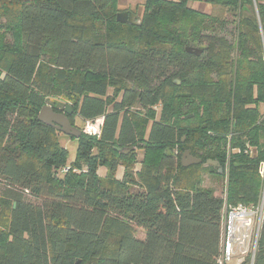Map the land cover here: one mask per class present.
I'll list each match as a JSON object with an SVG mask.
<instances>
[{
  "label": "trees",
  "instance_id": "1",
  "mask_svg": "<svg viewBox=\"0 0 264 264\" xmlns=\"http://www.w3.org/2000/svg\"><path fill=\"white\" fill-rule=\"evenodd\" d=\"M188 1L144 0L134 25L117 0H0V264H217L224 202L264 191V0ZM50 95L81 125L69 163L36 118Z\"/></svg>",
  "mask_w": 264,
  "mask_h": 264
},
{
  "label": "built area",
  "instance_id": "2",
  "mask_svg": "<svg viewBox=\"0 0 264 264\" xmlns=\"http://www.w3.org/2000/svg\"><path fill=\"white\" fill-rule=\"evenodd\" d=\"M101 124L102 119L95 134L99 132ZM258 169L264 183V162L260 163ZM263 206L264 191L259 201L253 205L228 206L224 202L217 264H228L232 260H237L236 264H239L245 257H249L252 264L263 219Z\"/></svg>",
  "mask_w": 264,
  "mask_h": 264
},
{
  "label": "rangeland",
  "instance_id": "3",
  "mask_svg": "<svg viewBox=\"0 0 264 264\" xmlns=\"http://www.w3.org/2000/svg\"><path fill=\"white\" fill-rule=\"evenodd\" d=\"M143 3H144V0H117V6L116 7H117L118 11H124V10L132 11L134 14H136L140 18L143 15ZM188 6L193 8V9H196L198 11L205 12V13H211L213 11L212 8L210 7V5H208L206 2H204V0H189ZM224 17L226 19V25H225V31L222 33V35L227 37L229 40H232L236 35L235 22L233 21L234 18L227 11L224 12ZM192 45L197 46V47H202L203 49L206 46L205 44H201V45L192 44ZM45 104L52 107L54 111L62 112L64 110V108L68 109L70 111L69 108L71 107L72 101L68 100L64 96H52V95H50V96L46 97ZM156 109L158 110L157 107H156ZM101 119L102 118H97L94 121L85 122V124L82 126L83 131L84 132L86 131V126H87L88 128H90L91 131L85 132V133L94 135L97 131V125ZM73 125L77 128H79V126H81L80 122L78 120H76L75 124H73ZM99 129H100V127H99ZM58 137H59L61 144L63 146H65V148L68 149L67 161L69 163L75 157L77 142H76V140L71 139L69 136H67L61 132H58ZM136 153H137L138 157L140 158L141 157L140 150H137ZM136 164H138V163H136ZM98 173L100 175H102L104 173V168L100 167ZM203 185L207 186V187H209V186L213 187L215 189V195L220 196L222 194V184L219 181H217L215 179V177L212 176L211 174L207 173L204 175ZM37 201L38 200H34V202H37ZM144 235H145V233L142 231V229H136V237L143 239ZM236 263H237V260H232L228 264H236Z\"/></svg>",
  "mask_w": 264,
  "mask_h": 264
},
{
  "label": "water",
  "instance_id": "4",
  "mask_svg": "<svg viewBox=\"0 0 264 264\" xmlns=\"http://www.w3.org/2000/svg\"><path fill=\"white\" fill-rule=\"evenodd\" d=\"M116 21L120 23H125V24L138 25L140 23V18L139 16L134 14L132 11L124 10V11H118L116 13ZM185 51L188 53H192L196 56L202 53L201 48L194 47V46H186ZM175 82L178 83V80H175ZM69 113L70 111L68 109H65L64 112L54 111L52 107L45 104L38 111L36 118L39 122H42L45 125L54 127L57 131L69 137L78 139L82 134V130L75 127L74 125L70 123L67 117V114ZM200 162H201V159L192 156L188 150H185L181 156V164L184 167L194 165ZM208 163H211L217 166L219 165L216 161H212V160H208ZM221 171L222 169L219 167V172Z\"/></svg>",
  "mask_w": 264,
  "mask_h": 264
},
{
  "label": "crops",
  "instance_id": "5",
  "mask_svg": "<svg viewBox=\"0 0 264 264\" xmlns=\"http://www.w3.org/2000/svg\"><path fill=\"white\" fill-rule=\"evenodd\" d=\"M105 173V172H104ZM117 175H122V171L121 170H119L118 172H117Z\"/></svg>",
  "mask_w": 264,
  "mask_h": 264
},
{
  "label": "bare ground",
  "instance_id": "6",
  "mask_svg": "<svg viewBox=\"0 0 264 264\" xmlns=\"http://www.w3.org/2000/svg\"><path fill=\"white\" fill-rule=\"evenodd\" d=\"M88 131H91V130H90V128L87 127V128H86V132H88Z\"/></svg>",
  "mask_w": 264,
  "mask_h": 264
},
{
  "label": "flooded vegetation",
  "instance_id": "7",
  "mask_svg": "<svg viewBox=\"0 0 264 264\" xmlns=\"http://www.w3.org/2000/svg\"><path fill=\"white\" fill-rule=\"evenodd\" d=\"M62 112H64V110Z\"/></svg>",
  "mask_w": 264,
  "mask_h": 264
}]
</instances>
